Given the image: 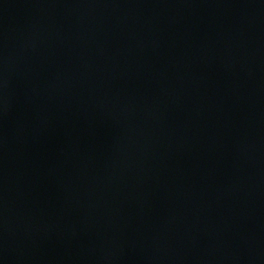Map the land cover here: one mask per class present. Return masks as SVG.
I'll use <instances>...</instances> for the list:
<instances>
[{
    "label": "water",
    "instance_id": "water-1",
    "mask_svg": "<svg viewBox=\"0 0 264 264\" xmlns=\"http://www.w3.org/2000/svg\"><path fill=\"white\" fill-rule=\"evenodd\" d=\"M0 264H264V0H0Z\"/></svg>",
    "mask_w": 264,
    "mask_h": 264
}]
</instances>
